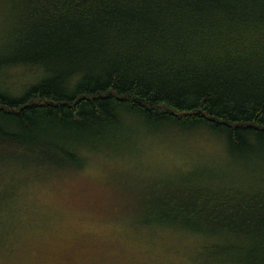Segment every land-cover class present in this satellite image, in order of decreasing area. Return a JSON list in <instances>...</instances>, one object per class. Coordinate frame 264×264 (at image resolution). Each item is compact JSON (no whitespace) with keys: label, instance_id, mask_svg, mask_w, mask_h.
Returning <instances> with one entry per match:
<instances>
[{"label":"trees","instance_id":"16d2710c","mask_svg":"<svg viewBox=\"0 0 264 264\" xmlns=\"http://www.w3.org/2000/svg\"><path fill=\"white\" fill-rule=\"evenodd\" d=\"M93 162L186 264H264V0H0V257Z\"/></svg>","mask_w":264,"mask_h":264},{"label":"rangeland","instance_id":"374dc122","mask_svg":"<svg viewBox=\"0 0 264 264\" xmlns=\"http://www.w3.org/2000/svg\"><path fill=\"white\" fill-rule=\"evenodd\" d=\"M200 152L205 154V149ZM154 157L164 164L183 160L169 149L154 152ZM105 175L99 163H91L85 171L84 182H96L91 187L103 192L101 200L92 202L95 205L88 203L90 194H85L88 199L68 204L41 196L39 202L48 205L43 209L46 217L32 216L19 234L17 252L6 259L0 257V264H186L195 242L139 226L142 207L137 192L126 184L119 190L118 176L106 182ZM100 190L94 191L95 197L102 195ZM104 203L117 210L118 219L104 212Z\"/></svg>","mask_w":264,"mask_h":264}]
</instances>
